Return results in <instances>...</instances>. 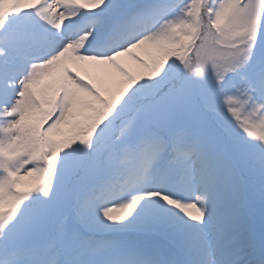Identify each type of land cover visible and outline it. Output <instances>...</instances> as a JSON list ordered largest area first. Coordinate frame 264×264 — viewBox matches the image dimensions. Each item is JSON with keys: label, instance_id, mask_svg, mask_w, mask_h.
<instances>
[{"label": "snow or ice", "instance_id": "obj_1", "mask_svg": "<svg viewBox=\"0 0 264 264\" xmlns=\"http://www.w3.org/2000/svg\"><path fill=\"white\" fill-rule=\"evenodd\" d=\"M0 264H264V0H0Z\"/></svg>", "mask_w": 264, "mask_h": 264}, {"label": "rangeland", "instance_id": "obj_2", "mask_svg": "<svg viewBox=\"0 0 264 264\" xmlns=\"http://www.w3.org/2000/svg\"><path fill=\"white\" fill-rule=\"evenodd\" d=\"M134 51H136V52H138V53H141V52H142L141 50H134ZM146 57H148V56L146 55ZM148 58H149V57H148ZM120 59H121V62H122L126 67H128L130 70H133V71L137 70V68H136L135 66L133 67V64H134V58L132 57L131 54H128V55H126V56H124V57H121ZM147 63H151L150 58H149V60L147 61Z\"/></svg>", "mask_w": 264, "mask_h": 264}, {"label": "trees", "instance_id": "obj_3", "mask_svg": "<svg viewBox=\"0 0 264 264\" xmlns=\"http://www.w3.org/2000/svg\"><path fill=\"white\" fill-rule=\"evenodd\" d=\"M144 52V51H143ZM146 52L147 51H145V54H141V56H142V58H143V60L145 61V62H147L148 60H149V58H150V60H151V55H150V52H148V57H146ZM136 67L137 69H139L140 67H141V65L139 64V62L138 61H136L135 59H134V64H133V67Z\"/></svg>", "mask_w": 264, "mask_h": 264}]
</instances>
